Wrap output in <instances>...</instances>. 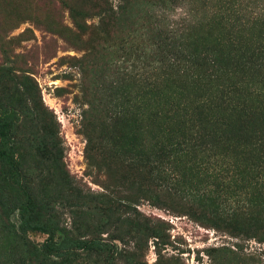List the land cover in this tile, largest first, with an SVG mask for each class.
Masks as SVG:
<instances>
[{
	"label": "rangeland",
	"instance_id": "1",
	"mask_svg": "<svg viewBox=\"0 0 264 264\" xmlns=\"http://www.w3.org/2000/svg\"><path fill=\"white\" fill-rule=\"evenodd\" d=\"M190 54L206 82L163 74L161 62L182 67ZM195 107L212 110L224 155L197 142L201 153L175 160L172 176L159 180L150 163L145 186L110 179L93 144L114 116L139 122L156 109L162 125L151 130L181 149L184 128L181 145H194ZM262 117L264 0H0V122L10 128L0 149L23 184L8 186L0 161V264H39L33 249L48 236L14 235L29 207L22 191L40 200L51 242L71 255L64 264H106L101 247L79 249L91 238L116 248L112 264H264ZM109 199L123 203L112 215Z\"/></svg>",
	"mask_w": 264,
	"mask_h": 264
},
{
	"label": "trees",
	"instance_id": "2",
	"mask_svg": "<svg viewBox=\"0 0 264 264\" xmlns=\"http://www.w3.org/2000/svg\"><path fill=\"white\" fill-rule=\"evenodd\" d=\"M205 40V38H203ZM184 60L186 61L183 63L182 67L180 66V63H178L177 60L172 61V65L170 67H166L161 62V67L164 71V75L167 77L171 76V73L165 72L166 70H170L174 73H178L179 70H182L183 73L189 74L191 77H193V83L201 84V81L206 82V76H200V72L197 70L192 69V66L195 62V59L192 58L191 54L189 56H184ZM204 65V64H203ZM174 68V70H173ZM164 76H158L155 80L152 82H149L148 85L151 87H156L162 82ZM147 82V81H145ZM160 94V93H159ZM150 114L145 113L146 117L141 118L139 122L136 120L130 121L129 117L126 116L125 113H118L115 117L117 120L113 123V127L111 130H105V128L101 129V131L106 132V137H100L96 140V142L93 144L95 149L97 150L98 154L100 155V163L104 166L103 169L107 171L108 176L111 180H115V183H127L129 187L133 183L138 185V187L147 185V174L153 170L149 169L148 165L150 163L154 164V169L156 170L157 178L160 180L161 174L170 175L172 176V172L170 168H172V165L174 164L175 160L180 161L181 158L184 156L186 158L195 159L197 155L200 152V149L196 143L198 142L200 144V147L202 145V142L206 141V144L202 146L206 150H210L211 155L215 152H217L220 155L225 154V148L223 147V139H222V132L218 130V132H215L212 127V123L207 121L209 116L212 114V110L209 114H205L202 107H195L194 108V114L196 115L195 122H189L193 126V128L198 129L196 131V136L192 137L194 145L191 147H183L181 145L182 142L185 144V134L186 130H182L181 137L183 138L181 143H177V146H181V149H176L174 147H171L166 145V142L161 141L157 134H155L151 127L153 125H156L157 118L161 115L156 109L149 110ZM258 115V114H257ZM262 119H264L262 117ZM146 120L147 125L141 124ZM190 121V120H189ZM124 123L125 129H122L120 125ZM159 122V121H158ZM162 125V122H159ZM147 129L145 131H142L144 128ZM154 128H160L158 126ZM9 124L0 122V140H4L6 137H8L9 133ZM259 129V128H258ZM254 130H257L254 128ZM217 131V128H216ZM144 132L147 133V137L145 138ZM253 132V131H251ZM232 134V131H230ZM163 134V133H162ZM192 134V132H190ZM221 134V135H220ZM220 135V136H219ZM234 137V135H233ZM168 138V137H166ZM166 140V139H165ZM208 140H211L207 143ZM261 140L260 138L258 141ZM169 142V141H167ZM245 142V141H244ZM243 142V143H244ZM104 143V145H103ZM150 147V151L148 150V145ZM90 144V142H89ZM255 145H257L260 150H263V145L259 142H254ZM246 146H249L247 144H244ZM4 146V144H3ZM0 149V161L6 164L8 168V186H12L13 188H19L23 189L22 184V171L20 170V167L18 165V162H15V160L10 156V154L3 148ZM183 147V148H182ZM250 148V146L248 147ZM264 152V150H263ZM127 161V162H126ZM99 163V164H100ZM187 171H189L190 174L194 175L197 171V167L195 164L190 166L189 168H186ZM198 172V171H197ZM2 181V178L0 177V182ZM113 183V186L115 185ZM157 187V186H156ZM159 188V187H157ZM162 190V189H159ZM23 195L25 196L26 202L28 203L29 207L24 208V211L27 212L25 216H23V224L19 228V231H15L14 235L22 238L24 243L29 244V240L27 238L23 239V235H26L29 231L31 232H40V233H46L48 234L47 238L43 242L42 246L40 248L34 247V258L39 264H64L68 263V255L66 252H62L63 248L62 246L56 247L57 244L51 242V236L47 232V230L44 228L43 224L40 222L41 216H39L40 208L38 207L40 205V200H36L33 197H31L29 194H27L25 191H22ZM120 199H109L110 206H107V212L109 215H112V212L115 211V207H122L123 203H119ZM123 202V201H120ZM15 210V207L13 208L12 212ZM128 221V220H125ZM126 224V223H124ZM120 225L117 227L115 226L114 231L120 230ZM110 241V240H109ZM26 244V245H27ZM79 249L85 252H89L90 250H99V248H102V255L103 257H99L101 261L105 260L106 264H112L113 255L115 254V247L109 243H105V241L102 242L96 241L94 238H91L89 241L83 242L81 245L78 244ZM71 251V250H70ZM50 255H54L57 258V261H53L49 259ZM75 256V254H73ZM69 258H71V255H69Z\"/></svg>",
	"mask_w": 264,
	"mask_h": 264
}]
</instances>
